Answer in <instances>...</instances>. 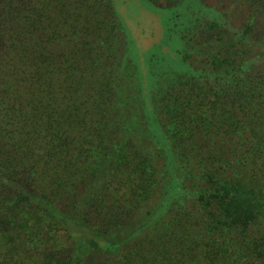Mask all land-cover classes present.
Instances as JSON below:
<instances>
[{"label":"trees","instance_id":"trees-1","mask_svg":"<svg viewBox=\"0 0 264 264\" xmlns=\"http://www.w3.org/2000/svg\"><path fill=\"white\" fill-rule=\"evenodd\" d=\"M230 2L197 69L178 35L229 15L155 9L181 61L142 71L112 0H0V264H264V0Z\"/></svg>","mask_w":264,"mask_h":264},{"label":"rangeland","instance_id":"rangeland-1","mask_svg":"<svg viewBox=\"0 0 264 264\" xmlns=\"http://www.w3.org/2000/svg\"><path fill=\"white\" fill-rule=\"evenodd\" d=\"M198 1L203 6L209 7L219 14H223L222 16L228 14L229 16L226 17L230 19L229 21L231 30L226 31L221 35L220 33H217L215 29L212 28V26L206 25L205 27V24L207 22H213L211 21L212 19H208V17H200L201 20L197 22L198 26L196 27V37L193 39V41L188 40L186 36L183 37V35L181 34L178 35L180 39L178 38L176 49L181 50L180 56H187L186 62L189 63L193 69L199 68L205 63L206 60H208L207 56H205L204 54L207 48L206 41L208 40H210V42L212 41V47L215 48L214 51L218 55V57H215L214 59H222L225 54L224 46L232 47L233 45L232 40L229 39L231 31L233 29H241V24L243 22L242 16H239L240 14H234L232 13V11H230V0H195L196 3H198ZM112 2L117 14L121 17V20H123L121 21L122 27L125 26V30L127 31L128 37L130 38V41L134 48L133 52L137 56V61L139 62V67L142 68V71H145V56L147 55V53L155 50L160 46H165L163 48V53H165L167 58L169 56L171 57V60H174L175 62L181 61V59L178 58L179 56L177 55V53L172 51L169 47V44H166L165 42L166 40L162 32L163 17L161 16L162 13L157 10L165 11L169 9L167 11H170V9H173L171 11L173 12L172 14L175 17V28H177V25H184L185 20L188 18L189 13L187 12L186 7H188L190 0H112ZM189 16L193 17V15ZM189 19L186 20V24L191 25ZM200 23H203L204 27L200 28ZM172 25L173 24H171V26ZM159 56L155 58V62H153V64L159 62V68L155 71L157 78L156 80L159 83L163 84L164 81L169 80L171 76H173L172 73H176L175 71H178V69H175V62L171 60L168 61L166 56H164L165 58ZM132 62V71L134 73H137L138 64L133 60ZM160 203L161 201L159 198H154L150 203L144 206V209L147 212H156L157 208L160 206ZM130 223H132L131 225L134 226L135 221L131 222L130 219ZM132 230L133 228H126L122 235L119 234L117 236L118 238L116 240L123 239ZM90 235L93 237L92 234ZM86 238L89 239L91 237ZM95 243L98 242L96 241ZM99 247L100 245L95 244V248H93V250H91L86 256H84L80 264H103L105 260L111 261V255L107 257L108 253H105V251L100 249Z\"/></svg>","mask_w":264,"mask_h":264}]
</instances>
